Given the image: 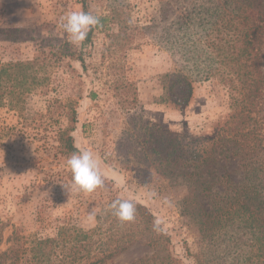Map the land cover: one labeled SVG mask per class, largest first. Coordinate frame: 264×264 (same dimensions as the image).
<instances>
[{"label":"rangeland","instance_id":"obj_1","mask_svg":"<svg viewBox=\"0 0 264 264\" xmlns=\"http://www.w3.org/2000/svg\"><path fill=\"white\" fill-rule=\"evenodd\" d=\"M209 1L197 0L196 8L209 7ZM0 2L4 4L0 64L38 58L47 65L40 77L48 79L25 98L20 114L9 107L0 109V129L4 130L0 217L10 224L5 237L13 226L27 235L46 236L66 217L93 228L107 213L116 217L110 207L116 197L148 207L169 240L158 247L160 255H156L158 248L144 241L136 243L114 259L116 264H133L155 255L169 256L173 264H264V243L256 242L241 221L207 227L197 213L185 212L183 200L194 187L175 176L165 180L154 152L158 147L149 137L170 131L205 138L210 147L213 142L209 140L224 131L231 139L256 129L253 122L241 126L233 119L240 109L232 100L236 94L224 60L219 64L220 58L210 49L199 51L197 72L195 63L188 64L181 54L160 44L167 24L162 21L159 0H87L88 12L100 19L102 27H97L88 45L79 46L70 42L60 25L67 12H85L80 1ZM194 40H199V49L204 46L202 36ZM208 64L213 67L209 78L204 72ZM261 71L264 75V58ZM182 81L191 82V87H184ZM68 97L78 101L76 147L93 153L103 177V185L92 193L70 194L65 189L72 183L66 163L70 157L55 156L52 145L56 144L55 131L65 128L66 121L55 128L38 126L39 116L48 114L51 101ZM253 117H264V109ZM255 135L236 139L240 145L244 141L253 145ZM236 151L230 142L217 148L223 156H217L219 164L214 167L218 175L231 174L239 181ZM58 176H65L66 182H58ZM90 212L94 213L91 218ZM155 258L157 263L159 258Z\"/></svg>","mask_w":264,"mask_h":264},{"label":"trees","instance_id":"obj_2","mask_svg":"<svg viewBox=\"0 0 264 264\" xmlns=\"http://www.w3.org/2000/svg\"><path fill=\"white\" fill-rule=\"evenodd\" d=\"M78 1L88 12L87 0ZM159 2L162 21L167 24L159 38L160 44L175 54H181L188 64L195 63L197 72V61L201 58L199 51L205 53L210 49L213 55L216 54L215 58H220L219 64L224 60L231 79L229 82L236 94L232 95V100L240 109V112L235 111L233 119L237 118L241 126L253 122L256 128L243 136L234 135L231 139L224 131L209 140L213 142L210 147L205 145V138L197 139L170 131L158 136L151 133L149 137L158 147L154 152L165 172V180H172L171 176H175L176 180L181 179L194 187L183 204L188 214L197 213V217L203 220V226L237 219L250 229L256 242L264 243V117H253L264 109V75L261 71L264 0H211L207 8H196L197 0ZM3 8L4 4L0 2V11ZM97 27L88 33L84 45L91 42ZM196 36L203 38L201 49L199 40H194ZM78 58L86 68L83 58ZM46 68L47 65L38 58L0 64V109L9 107L20 114L19 107L24 104L25 98L47 83L48 79L40 77ZM207 68L204 72L209 78L213 67L208 64ZM181 83L184 87L192 85L186 81ZM91 96L95 98L94 93ZM77 106L78 101L73 97L54 99L50 102L48 114L39 116V128H55L61 120L66 121L65 128L60 126L55 131L56 144L52 145L55 156L70 157L73 152L79 151L73 137L78 125ZM253 134H256L257 140L253 145H249L248 141L240 145L236 139ZM3 138L4 130L0 129V141ZM227 142L234 143L237 149L235 156L239 157L241 171L239 181H234L231 174L218 175L214 167L219 164L217 156H223L217 148H224ZM68 176L72 181V174ZM57 180L66 182L65 176H58ZM117 199L120 198L113 197L110 203ZM129 202L135 205V217L131 222H121L107 213L104 221L93 228H85L66 217L53 227L54 232L46 236L38 232L27 235L13 226L10 235L5 237L10 224L0 217V264H116L114 259L136 243L144 241L149 247L158 248L164 245V241L168 242V237L159 230L152 211L140 203ZM38 221L44 225L43 220L39 218ZM161 252L162 249L158 248L156 255ZM156 255L143 257L133 264H173L169 256L160 258ZM155 257L159 258L157 263Z\"/></svg>","mask_w":264,"mask_h":264},{"label":"clouds","instance_id":"obj_3","mask_svg":"<svg viewBox=\"0 0 264 264\" xmlns=\"http://www.w3.org/2000/svg\"><path fill=\"white\" fill-rule=\"evenodd\" d=\"M60 26L68 34L70 42L76 46L87 39L90 31L97 26L102 27L97 16L83 11L67 12ZM66 163L72 173V183L67 188L63 187L70 194L72 192L92 193L103 185V177L92 152L87 150L73 152ZM110 207L121 222H131L135 217V205L127 200L117 199ZM93 215L94 213L90 212L89 218Z\"/></svg>","mask_w":264,"mask_h":264}]
</instances>
